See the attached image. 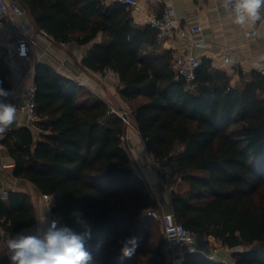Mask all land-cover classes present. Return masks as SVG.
I'll list each match as a JSON object with an SVG mask.
<instances>
[{
    "label": "trees",
    "instance_id": "trees-1",
    "mask_svg": "<svg viewBox=\"0 0 264 264\" xmlns=\"http://www.w3.org/2000/svg\"><path fill=\"white\" fill-rule=\"evenodd\" d=\"M56 44H93L82 66L119 75L120 96L132 107L146 149L165 162L187 188L171 193L176 220L232 252V264H264V82L232 85V76L202 60L193 85L175 74L172 51L159 33L133 20L123 2L11 0ZM11 69L0 56V83L12 92ZM37 85L33 128L9 131L0 141L15 166L13 176L54 197L51 213L77 233L90 230L91 264H172L164 236L147 215L160 209L149 186L130 165L127 126L103 101L53 67L34 66ZM1 184V183H0ZM82 214V223L72 215ZM28 194L0 193V241L35 226ZM135 237L131 258L121 244ZM184 252L182 264H231ZM0 264H9L0 253Z\"/></svg>",
    "mask_w": 264,
    "mask_h": 264
},
{
    "label": "crops",
    "instance_id": "crops-1",
    "mask_svg": "<svg viewBox=\"0 0 264 264\" xmlns=\"http://www.w3.org/2000/svg\"><path fill=\"white\" fill-rule=\"evenodd\" d=\"M11 1V0H9ZM141 5L140 13H132L133 20L140 25H148L154 17L161 16L166 10L172 9L178 20V33L175 38L160 43L158 50L146 47L144 54L159 56L165 51H172L174 59L186 50L194 52L201 60H210L215 68L225 70L232 76V85L238 86L242 79L251 80L252 74L257 72L253 67L254 63H264V19L257 36H250V27H240L232 23L229 13L223 8V0H138ZM107 2H123V0H108ZM264 16V10H262ZM17 21L28 20L34 29L39 47L34 53L33 62L27 63L19 60L16 70L11 72L12 88H18L20 92L25 91L32 83L31 79L21 80L20 75L26 70H33L35 62L43 63L53 67L63 76L70 78L88 89L101 101H103L114 113L120 114L129 104L120 96V85L114 80H103L100 72H94L82 66V61L86 57L93 44L102 39V34L98 36L94 43L81 45L77 42H70L58 45L51 37L41 35L31 22L29 17H15ZM201 27L198 33H192V29ZM192 41L194 46H192ZM9 43L4 28L0 25V56L5 58L6 47ZM231 51L234 59L238 61L235 73L223 60L224 50ZM12 89V90H13ZM144 98H139L133 106H136ZM20 99H12L10 103L17 106ZM132 106V104H129ZM31 121L20 111H16V119L10 129L0 136L2 139L11 130L20 127L32 128ZM1 139V140H2ZM125 146L130 154V165L144 179L150 188L154 198L165 213H173L171 205V194L166 192V185L174 191H185L186 186L181 184L180 179L165 180L163 174L167 171L174 173V169L165 162L155 160V157L146 149L144 141L137 126L133 123L126 128ZM14 160L10 156L8 149L0 144V193L2 197L12 191L28 194L36 209L37 219L46 215L49 220L60 218L51 213V206L55 202L51 200L50 209L44 195L30 182L16 179L13 176ZM175 174V173H174ZM52 198V199H51ZM37 223L31 229L25 230L35 234ZM42 227V226H41ZM11 236H6L0 241V252L5 253L2 242ZM215 250L217 252L215 253ZM207 253L215 254L216 260H224L231 263L232 252L227 247L221 246L219 249L206 248ZM184 250L179 245H173V255L170 258L172 264H182ZM232 264V263H231Z\"/></svg>",
    "mask_w": 264,
    "mask_h": 264
},
{
    "label": "built area",
    "instance_id": "built-area-1",
    "mask_svg": "<svg viewBox=\"0 0 264 264\" xmlns=\"http://www.w3.org/2000/svg\"><path fill=\"white\" fill-rule=\"evenodd\" d=\"M123 3L130 9L132 13H140L142 8L138 0H123ZM27 17L26 10L16 1L0 0V25L4 28L9 43L6 47L5 60L7 65L11 69V72L16 70L19 60H24L27 63H32L34 59V53L39 47L36 36L34 35V29L30 25L28 20L17 21L15 17ZM263 16V15H262ZM263 19L257 21L255 25L250 27L251 31L249 35L254 37L258 35L259 29L262 25ZM151 28L155 29L159 33V41L164 43L169 39L176 37L178 33V20L176 19L175 12L172 9L166 10L161 16L154 17L148 23ZM202 29L201 27H195L192 29V33H198ZM44 32V31H43ZM45 33V32H44ZM42 35V34H41ZM46 37H50L48 34H44ZM196 45V43H193ZM223 60L230 68L232 73H235L238 61L234 59L231 51L225 49L223 53ZM38 62H35L37 64ZM202 65V60L199 59L193 51L186 50L178 55L173 61V69L178 77H181L187 81L188 84L193 85L196 81V75L198 69ZM257 73L264 82V72L257 70ZM103 80H114L119 83L118 73L111 67L104 69L101 73ZM19 83L24 79H31L33 83L23 92H20L18 88L12 90V95L7 98V102L12 99H20L21 102L16 106V110L24 113L28 120L32 123L37 120L36 116V93L37 85L34 83L33 70H26L19 77ZM112 110V109H111ZM114 112V110H112ZM132 108L129 104L119 114L127 127H131L132 121ZM5 137V136H4ZM0 137V141H1ZM156 161L157 158H155ZM165 180L167 179H179L176 174L171 171H167L163 174ZM166 192L171 194L174 192L173 188L166 185ZM46 202L49 204L50 200L48 196L44 195ZM51 204V203H50ZM152 218L161 219L163 224V236L165 240L164 251L170 260L173 255V245L177 244L184 251L197 252L206 256L210 260H216L215 254H209L206 248L212 247L215 249L221 248V244L215 241L212 237L207 235H200L187 229L183 224L179 223L173 213H163L159 215L156 210H151L147 213ZM217 250H215V253ZM226 262L224 260H216ZM227 263V262H226Z\"/></svg>",
    "mask_w": 264,
    "mask_h": 264
},
{
    "label": "clouds",
    "instance_id": "clouds-1",
    "mask_svg": "<svg viewBox=\"0 0 264 264\" xmlns=\"http://www.w3.org/2000/svg\"><path fill=\"white\" fill-rule=\"evenodd\" d=\"M223 8L229 13L232 23L240 27H252L264 19V0H223ZM253 67L264 72V63H254ZM10 95L11 90L4 89L0 83V136L10 129L16 119V106L7 102ZM72 215L78 223L83 222L81 213L74 212ZM36 223L35 234L22 230L2 242L9 264H91L93 257L87 247L90 230L77 233L59 225L58 220H49L46 215L38 218ZM118 243L121 244L122 258H131L138 246L135 237Z\"/></svg>",
    "mask_w": 264,
    "mask_h": 264
},
{
    "label": "rangeland",
    "instance_id": "rangeland-1",
    "mask_svg": "<svg viewBox=\"0 0 264 264\" xmlns=\"http://www.w3.org/2000/svg\"><path fill=\"white\" fill-rule=\"evenodd\" d=\"M28 17V16H27ZM131 106V105H130ZM132 107H134V106H131V108ZM132 110H133V108H132ZM131 118H132V116H131ZM171 171V170H170ZM2 195V194H1ZM157 212H158V214L159 215H162L163 213H165V212H163L162 210H161V206H160V209H157L156 210ZM154 219V221H155V223H156V225H157V228H158V231L161 233V234H163V224H162V222H161V219H157V218H153ZM0 253H2V254H5V253H3V252H0ZM6 255V254H5Z\"/></svg>",
    "mask_w": 264,
    "mask_h": 264
},
{
    "label": "water",
    "instance_id": "water-1",
    "mask_svg": "<svg viewBox=\"0 0 264 264\" xmlns=\"http://www.w3.org/2000/svg\"><path fill=\"white\" fill-rule=\"evenodd\" d=\"M21 6L25 9V7H24L22 4H21ZM40 33H41L42 35L45 34L43 31H40ZM3 198L6 199V198H7V194H5V195L3 196Z\"/></svg>",
    "mask_w": 264,
    "mask_h": 264
}]
</instances>
